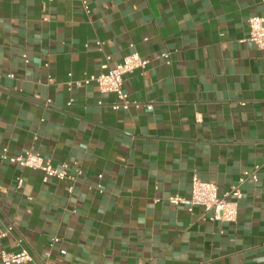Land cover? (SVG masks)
I'll use <instances>...</instances> for the list:
<instances>
[{"label":"crops","instance_id":"crops-1","mask_svg":"<svg viewBox=\"0 0 264 264\" xmlns=\"http://www.w3.org/2000/svg\"><path fill=\"white\" fill-rule=\"evenodd\" d=\"M86 1L88 15L76 0H0V151L82 172L68 194L0 162V231L14 228L0 251L26 250L29 264L47 252L52 264H264V52L247 42L261 0ZM131 44L149 64L124 90L150 112H113V96L74 85ZM254 171L234 224L164 203L188 197L194 173L223 193Z\"/></svg>","mask_w":264,"mask_h":264},{"label":"built area","instance_id":"built-area-1","mask_svg":"<svg viewBox=\"0 0 264 264\" xmlns=\"http://www.w3.org/2000/svg\"><path fill=\"white\" fill-rule=\"evenodd\" d=\"M47 3H52L53 0H44ZM83 12L89 14L88 4L86 0H76ZM262 14L259 16L251 17L247 20L248 37L247 42L254 45L258 50L264 52V0H261ZM103 43L99 41L94 42V47L98 51H102ZM87 48L88 45H85ZM130 53L125 56L119 63L110 66V57L105 56V65L102 67L103 72L97 76H92L80 82H75L77 87L83 85L87 86L94 84L98 92L102 95H111L115 101L109 105L113 112H128L129 110H139L143 108L145 111H152L153 106L150 103L142 104L136 100L129 98V95L124 90V77L132 74L136 70L143 72L149 61L140 58V56L133 51V45H129ZM168 59V54H162L156 59ZM168 63V62H167ZM47 105L50 103L46 102ZM69 105V104H68ZM241 105H244L241 103ZM0 162L15 165L19 168L39 171L42 173V183H47L49 180L65 181L71 184L68 188V194L73 192V185L81 177L82 172L78 169L69 170L66 163H62L55 167L48 159L43 158L38 153L32 150H25L17 155H9L7 149L0 151ZM102 176H98V181ZM252 180L256 182L257 175L254 172H243L238 178L237 182L230 186L228 190L219 193L215 184L210 182L201 181L198 175L194 173L190 181V189L188 197H181L179 195L169 196L164 200V203L169 206L183 207L189 214H192L194 209L201 208L210 222H221L226 224H234L238 216V204L242 197L241 186L247 181ZM23 180L17 179L16 188H21ZM98 193H102L101 185L98 183L95 186ZM158 203L159 200H154ZM10 226L3 231H0V240L5 238L13 231ZM58 240L56 238L51 240L50 247L53 246ZM33 258L26 250H21L18 253H8L4 250L0 251L1 264H29ZM41 264H52L50 261V254L47 252Z\"/></svg>","mask_w":264,"mask_h":264}]
</instances>
